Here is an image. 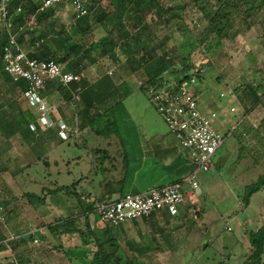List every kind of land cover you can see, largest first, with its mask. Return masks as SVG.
Here are the masks:
<instances>
[{
	"label": "rangeland",
	"instance_id": "rangeland-1",
	"mask_svg": "<svg viewBox=\"0 0 264 264\" xmlns=\"http://www.w3.org/2000/svg\"><path fill=\"white\" fill-rule=\"evenodd\" d=\"M83 2L87 9L90 4L104 7L108 4L106 0ZM153 3L165 7L164 16L156 19L158 6L153 8L148 15L150 25L142 32V41L147 42L154 55L169 52L178 60L190 55L193 64H207L202 78L191 87L200 109L213 119V124L220 119V115H236L238 121L243 120L242 129L247 136H239L245 145L240 153L237 151L239 155L229 158L225 155L221 163L227 162V167L236 173V178H230L223 172L222 175L217 167L199 172L203 194L194 201L201 210L200 219L195 220L184 213V219H173L169 226L162 221L160 224L166 237L161 232L157 234V226L150 222L142 224L140 232L138 226L132 225L127 238L133 246H125L127 253L123 261L135 259L138 264H242L245 259L244 245L249 238V234L243 232V223L264 206V189L246 200L250 185L258 183V174L263 172L261 178H264V0H246L244 3L239 0H155ZM172 5L178 6L168 8ZM53 8L51 14L40 20L38 15H33L21 34L28 29L36 37H40L42 32H49L45 38L42 37L44 49L48 45L51 50L62 53L65 50L64 39L70 37L68 45L78 43L82 54L88 46L90 32L83 34L77 29L75 12L68 4ZM218 8L223 15L215 25L212 19ZM121 11L125 22L120 27V33L125 44L135 35L134 18L128 6L122 7ZM107 30L108 27L103 24H92L95 38L102 39ZM28 38L30 41L29 35ZM125 48H129L128 44ZM128 56L129 51L126 52L123 47L116 48L108 56L101 55L100 49L92 48L89 58L83 60L87 64L83 72L84 83H93L107 73L114 78L124 95L122 103L115 105L104 116L103 120L109 117L111 122L98 128L102 132L99 135L91 131L88 135L79 134L67 140H59L53 131L47 133L44 140H39L40 136L36 134L34 137L28 135L24 130L26 121L22 122V118L30 120L36 110L26 109L17 87L6 77L1 78L0 85L6 90L5 94L0 92L1 195L8 197V192H13L23 197V204L30 207L28 203H32L51 223L55 221L56 212L59 219L71 212H79L78 200L70 194L57 192L55 188L62 184L71 185L81 178L79 172L82 168L94 166V172L100 171L104 157L95 149L124 144L128 158L133 159L141 150L140 139L145 136L142 132L150 130L155 131L158 138L167 136L172 143L180 145L169 132L146 89L142 88L143 84L147 85L143 69L134 71L127 63ZM74 58L75 53H72L70 60ZM48 98L71 118L70 125L78 124L77 103L64 101L60 93L48 95ZM56 114L59 115V112ZM108 130L110 135L105 134ZM253 136L263 139L259 145L263 157L258 160V166L253 162L256 151L249 143ZM223 150L225 146L221 148ZM218 160L219 166L220 158ZM153 180L148 178L141 186H151ZM82 183L85 184L84 181ZM205 187H208L207 192ZM82 190L80 186L78 191ZM29 193L46 197V200L41 202ZM23 194H26L27 200ZM86 202L91 201L86 198ZM14 206L11 204L10 207ZM19 207L21 209L16 215L21 219H27L24 214H34L31 208L22 204ZM93 215L100 220L99 225H104L99 213ZM247 226L252 228L250 224ZM50 245L54 248L56 244Z\"/></svg>",
	"mask_w": 264,
	"mask_h": 264
},
{
	"label": "crops",
	"instance_id": "crops-1",
	"mask_svg": "<svg viewBox=\"0 0 264 264\" xmlns=\"http://www.w3.org/2000/svg\"><path fill=\"white\" fill-rule=\"evenodd\" d=\"M232 107H234V105ZM58 118L62 117L59 116ZM237 119L238 117H236V115L233 117H222L220 115V119H217L214 122V126L219 132L226 133L230 125L240 121ZM106 124L110 123L100 121L97 127L100 128ZM138 126L140 128V125ZM91 131H95L98 135L100 134L99 130H95V128L91 126H86L83 130H80L79 134L80 136L82 134L88 135ZM142 133L145 136L140 139L141 150L137 157H134L133 159L128 158L127 147H125L124 144H120L117 147H114L111 144V147L108 148L95 149L96 153H101L104 157L103 166L100 168V171L97 172H94V166L90 169L89 167L81 169L82 171L79 173L82 177L71 183L73 185L76 184L77 191L80 186L83 187V190L78 191V193H80L81 196H85L87 200H90L91 202L94 200L116 199L126 192L141 193L154 186L165 185L183 179L194 169L191 159L187 151L181 146V143L180 145H176V143H172L167 136L158 138L153 130ZM172 136L175 137L173 134ZM242 141L243 140L237 133L227 137L224 144L214 155V166L212 168L217 167L221 174L222 172L227 173V176H230V178H236V173L227 167V162L226 164L221 163L224 160L225 155H228L226 157L229 158L238 154L237 151L239 153L241 152L245 146ZM249 143L256 151L255 156L253 157V162L255 166H258V160L263 157V151L259 147V145L263 143V139H261V137L258 138L253 136L250 138ZM224 146L225 150L221 151V148ZM218 152H220L219 157ZM218 158H220L219 166ZM128 161H133V163H128ZM224 169L227 171H224ZM199 174L200 173H198V179L200 180ZM262 176L263 172L258 174L259 179ZM148 178L154 179L152 185L141 186V184L145 183ZM82 181L85 182L84 185ZM188 188L190 189V187ZM205 189L207 192L208 187H205ZM262 189H264V187L258 192L262 191ZM202 194L203 188L200 182V189H196L194 193L189 190V202L199 206L194 200H197ZM23 195L26 197V194ZM21 198L24 199L23 197ZM21 198L20 196L13 194V192H8V197L0 194V203L4 205L7 214V224L3 226L0 225V236L6 237L10 234L19 235V238L14 241L10 247L5 245L0 246V264H16L13 262L14 258L21 264H92L94 254L99 248L95 239L96 236L100 237L101 235L103 240H108L110 236H112L114 241L119 245V254L124 257L127 253L125 246L131 244L128 242L127 232L132 229V225H136V227L138 226V231L140 232V230H142V224L150 222L152 225L155 224L157 226L155 229L157 234L161 232L164 237H166L167 234L162 230L160 223L164 221V223L169 226L173 219L185 218L183 216L185 212L176 216L167 212H162L154 214L148 218L128 221L121 226L114 228L104 222H101L104 225H99L98 222L100 220L93 215L95 212L85 215L79 208V212L73 214L75 215V218L73 219V221L75 220L74 227L77 226L78 231L63 233L61 230V232L55 234L51 231L48 225L49 222L46 220L47 217L38 209H35L31 205L32 203H28L30 207L23 204L24 202ZM11 204H14L15 206L10 207ZM19 204L24 205L26 208L33 209L34 214H24L27 219L19 218L16 215L21 209ZM259 209L261 210L257 211L253 216L250 215L247 222L243 223V232L249 234L247 244L244 245V261L249 257L252 250L250 232L258 231L264 225V206H261ZM54 217L55 222L59 220L57 212ZM202 221H204V218ZM249 224L252 226L251 229L247 226ZM79 229H81V231ZM37 237L41 239L40 243L34 242ZM52 243L56 244L54 248L53 245H50ZM131 246L133 245L131 244ZM123 260L122 262L119 261V264H125V261ZM261 263H264V256Z\"/></svg>",
	"mask_w": 264,
	"mask_h": 264
},
{
	"label": "built area",
	"instance_id": "built-area-1",
	"mask_svg": "<svg viewBox=\"0 0 264 264\" xmlns=\"http://www.w3.org/2000/svg\"><path fill=\"white\" fill-rule=\"evenodd\" d=\"M11 1L0 0V21L8 35V40L2 50L3 70L14 82L25 81L27 83L23 95L30 108L36 110L38 117L37 123H30V128L37 130L40 126L41 129L47 130L57 125L59 126L58 134L62 139L67 140L73 135L78 136L80 130L77 124L70 125L63 118L55 119L54 115L56 112L58 113V108L43 92L48 83L68 88L72 83L80 84L83 72L68 70L65 63L55 59L46 60L31 57L29 51L24 49L19 42V35L28 22L26 25H20L17 29L12 26L9 9ZM30 1L37 6L35 14L61 4L71 6L75 12V18L83 17L88 13L82 0ZM23 11V4H19L16 14ZM43 42L44 38H41L35 42V46H40ZM197 82V75H192L190 79L182 81L172 73L166 72L157 81L146 87L150 100L165 121L169 131L175 135L183 149L187 151L194 169L183 179L154 186L145 192H127L116 199L94 200L93 205L96 212L100 214V219L105 224L116 228L128 221L148 218L162 212L173 216L185 212L195 220L200 219V208L188 200L189 190L194 193L196 189L200 188L198 173L212 169L214 155L227 137L236 133L245 137L247 133L242 129L243 120L231 125L226 134H222L215 128L213 119L200 109L198 100L191 90V87ZM6 224V209L0 203V225ZM18 238L19 235L16 234L0 236V246L10 247ZM34 242L40 243L41 239L37 237ZM13 262L21 264L15 258Z\"/></svg>",
	"mask_w": 264,
	"mask_h": 264
},
{
	"label": "trees",
	"instance_id": "trees-1",
	"mask_svg": "<svg viewBox=\"0 0 264 264\" xmlns=\"http://www.w3.org/2000/svg\"><path fill=\"white\" fill-rule=\"evenodd\" d=\"M106 1L108 4L105 7L102 5L96 6L95 4H90L88 13L83 17L76 18L77 29L83 34L90 32V34L87 36L89 39L87 44L88 46H86V49L83 50L82 54L80 49L81 46L78 45V43L77 45H68L70 42V37H66L64 39V42H66L65 45H63V48H65L64 53L51 50L48 45H46V50L44 49L43 44L40 46H35V42L42 37L45 38L49 32H42L40 37H36L34 36L33 31L28 29L25 33H20L21 35H19V42L24 49L27 48L26 50L29 51L31 57H37L46 60L55 59L61 63H66V61L69 60L66 68L78 73L84 72V70L87 68V64H85L83 60L86 57L89 58V52L92 48L100 49L101 55L108 56L111 52L115 51L116 48L123 47L126 52L129 51L127 63L130 64L134 71L143 69V72L147 76V85L157 81L166 72L172 73L182 81L190 79L192 75H197L198 79L202 78L204 68L208 67L207 64H202L200 66L193 64L190 55L182 56L180 60L176 59L174 56H171L169 52H165L161 55H154L152 50L149 49L147 42L142 41L143 30L150 25V19H148V15L150 12H152L155 6H158L156 3H153L155 0ZM239 1L240 3L246 2V0ZM19 4H23L24 11L16 14V8ZM125 6H128V10L132 11V17L134 18L132 19V21L134 20L133 29L135 31V35L130 38V42L125 43L126 45L128 44V49L125 48L124 38L120 33V27L125 22L121 9ZM175 6L177 7L178 5ZM175 6L172 5L168 8L172 9L175 8ZM183 6L185 7V4H183ZM164 8L165 7L163 6H158L156 11V19H162L164 16ZM9 9L10 21L12 26L17 29L20 25L27 24L31 17L36 13L37 6L30 0H12ZM53 11L54 8L52 7L45 12L37 13L36 15H38V20H40V18L43 16H48ZM222 15L223 13L221 9L218 8L217 14L212 19V22L217 25ZM93 23H100L105 27H108L107 34L102 39L95 38L94 34L92 33L91 30ZM28 35L30 37V41ZM7 40L8 35L5 28L3 27L0 29V81L2 80L1 78L3 76L4 78L6 77V79L10 80L14 84L13 86L15 88L17 87L19 90L20 99H24L26 109H30V106L23 95V92L27 88V83L25 81L14 82L12 78L3 70L2 50ZM72 53H75V58L70 60ZM92 60L95 61V59ZM81 83H72L69 88L63 87L62 85L57 87L53 83H48L43 94L50 96L59 92L64 101L69 102L70 104L77 103L75 108L77 111L76 115H80V119L78 120L79 122L77 124L79 130H83L86 126H91L98 130L97 125L99 122L104 119V116H107L108 112L115 105L122 103L124 95L120 92L119 86L114 81V78L107 73L93 83L86 84L84 83L83 79ZM145 85L146 84H143V89H146L147 85ZM0 92H3V94L6 93L3 85H0ZM145 92H147V90ZM75 98H77L78 101L77 99L75 101ZM58 110L59 115L55 114V119H58V117L61 116L63 119H65V121L70 123L71 118L68 117L64 110L61 107H59ZM32 116L33 118L31 117L30 120H27L24 117L22 118V122L23 120L26 121L24 130L26 133H28V135L34 137L36 134L40 136L39 140H44L47 133L53 131L58 139L60 138L63 140L58 134L59 126L57 125L47 130L41 129L40 126H38L37 130H32L30 128V123H37L38 118L36 113H32ZM108 118L103 121L110 123L111 121H109ZM100 133L102 132L100 131ZM105 134L110 135L111 131L108 130L105 132ZM257 182V184L250 185L246 193V200L249 201L255 192L264 187V178H260ZM55 190L59 193L64 192L74 196L76 200H78V206L83 214L88 215L90 213L96 212L93 202L87 203L86 197L83 195L81 196V194L78 193L76 184L58 185ZM28 195L37 196V199L41 202L46 200V197L38 196L35 193H29ZM73 214L71 212L56 222L54 221L49 223L48 225L51 231L55 234H58L61 232V230L63 233L77 232L78 227H74L75 220L73 221V219L75 218V215ZM79 230L81 231V229ZM95 241L99 248L94 254L92 264H119V261L122 262L123 257L119 254V245L114 241L112 236H110L108 240H103L102 235L100 237L96 236ZM250 241L252 246L251 254L243 262V264H260L264 256V225L258 231L250 232ZM126 263L138 264L135 259H127V261H125V264Z\"/></svg>",
	"mask_w": 264,
	"mask_h": 264
},
{
	"label": "water",
	"instance_id": "water-1",
	"mask_svg": "<svg viewBox=\"0 0 264 264\" xmlns=\"http://www.w3.org/2000/svg\"><path fill=\"white\" fill-rule=\"evenodd\" d=\"M200 189V188H199Z\"/></svg>",
	"mask_w": 264,
	"mask_h": 264
}]
</instances>
